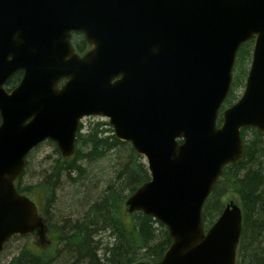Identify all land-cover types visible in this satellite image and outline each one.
<instances>
[{
    "label": "water",
    "instance_id": "obj_1",
    "mask_svg": "<svg viewBox=\"0 0 264 264\" xmlns=\"http://www.w3.org/2000/svg\"><path fill=\"white\" fill-rule=\"evenodd\" d=\"M73 33L91 46L83 56ZM251 39L244 93L218 126ZM89 116L149 163L151 179L125 204L163 223L172 244L136 264H237L241 207L228 203L207 231L202 212L223 168L244 156L242 129L264 134V0H0V252L46 227L16 188L28 154L49 140L73 157Z\"/></svg>",
    "mask_w": 264,
    "mask_h": 264
},
{
    "label": "trees",
    "instance_id": "obj_2",
    "mask_svg": "<svg viewBox=\"0 0 264 264\" xmlns=\"http://www.w3.org/2000/svg\"><path fill=\"white\" fill-rule=\"evenodd\" d=\"M73 45L81 54L89 49L81 33L73 35ZM252 47L253 41H249L241 50L249 57ZM21 78L22 72L19 71L7 82L8 89L18 85ZM237 81H234L233 88ZM83 129L81 125L72 158H63L56 147L60 156L50 174L37 184L24 185L25 170L16 183L18 191L28 194L38 189L44 194L46 206L51 207L63 175L70 179L74 173L83 176L84 162H96L116 148L127 147L128 155L121 157L114 181L86 205L87 209L82 206L84 210L79 211L76 218H64L61 225L48 224L52 237L46 249L24 246L8 264L156 263L172 244L163 223L142 212L127 213L126 199L151 178L144 158L134 151L131 143L117 139L107 121L93 123L85 134ZM249 131L253 134L251 138L247 135ZM242 138L244 156L238 163L224 168L204 205L202 216L204 227L208 229L222 213L224 198L228 194L237 196L243 212L237 264H264V134L256 128H245ZM106 232L111 240L104 243L96 235Z\"/></svg>",
    "mask_w": 264,
    "mask_h": 264
},
{
    "label": "rangeland",
    "instance_id": "obj_3",
    "mask_svg": "<svg viewBox=\"0 0 264 264\" xmlns=\"http://www.w3.org/2000/svg\"><path fill=\"white\" fill-rule=\"evenodd\" d=\"M251 62L252 52L248 57L247 53H243V50L240 49L237 54L234 68L236 76L234 81L237 79L238 81L227 103L237 101L244 92L246 76L250 69ZM224 106L225 109L229 107L227 105ZM97 121L104 120L100 118H89L84 120L83 134H85L93 123ZM247 135L249 138L253 136L251 131L247 132ZM55 148V144L45 141L31 152L28 157V166L23 180L25 183L24 185L37 184L41 182L47 174H50L52 167L57 163L61 155L56 152ZM109 154V156L96 162H84L83 166L85 171L83 176H78L74 173L70 179L66 175H63L59 180L60 182L57 184L58 187L55 191V200L51 207L46 206L44 194L38 189L26 194L37 204L47 224L57 223L61 225L64 218H76L79 211L81 212L84 208L87 209L88 204L98 198L106 189L107 185L111 181H114L115 175L120 167L121 157L128 155V148H116ZM144 162L146 163V160H144ZM231 201L241 205L238 197L233 194H228L224 198V205H227ZM82 206L85 207L82 208ZM48 227L49 226L46 225V230L38 231L35 236L30 235L29 237H21L18 238V240L11 241L6 246L5 250L0 253V264L10 263L24 246H30L34 249H46L50 245V239L52 237ZM98 239H101L104 243L111 240L108 232L101 234Z\"/></svg>",
    "mask_w": 264,
    "mask_h": 264
},
{
    "label": "flooded vegetation",
    "instance_id": "obj_4",
    "mask_svg": "<svg viewBox=\"0 0 264 264\" xmlns=\"http://www.w3.org/2000/svg\"><path fill=\"white\" fill-rule=\"evenodd\" d=\"M85 41H86V40H85ZM72 44H73V40H72ZM73 46H74V45H73ZM74 48H75V47H74ZM90 49H91V47L89 46V49H88L87 51H89ZM75 51H76V48H75ZM87 51H86V52H87ZM76 52H77L79 55H81V56H83V55L86 53V52H85V53H82V54H81V53H79L78 51H76ZM37 232H38V231H35L31 236H33V235L35 236V235L37 234ZM18 238H21V237H20V236H15V237L12 239V241H14V240H18Z\"/></svg>",
    "mask_w": 264,
    "mask_h": 264
},
{
    "label": "bare ground",
    "instance_id": "obj_5",
    "mask_svg": "<svg viewBox=\"0 0 264 264\" xmlns=\"http://www.w3.org/2000/svg\"><path fill=\"white\" fill-rule=\"evenodd\" d=\"M65 221H72V220L71 219H65ZM96 236L99 237L100 235L97 234Z\"/></svg>",
    "mask_w": 264,
    "mask_h": 264
}]
</instances>
